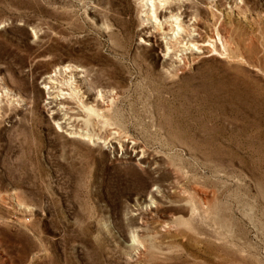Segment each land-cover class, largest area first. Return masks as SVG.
<instances>
[{"label": "rangeland", "instance_id": "374dc122", "mask_svg": "<svg viewBox=\"0 0 264 264\" xmlns=\"http://www.w3.org/2000/svg\"><path fill=\"white\" fill-rule=\"evenodd\" d=\"M180 1L0 0V264H264V0Z\"/></svg>", "mask_w": 264, "mask_h": 264}, {"label": "bare ground", "instance_id": "6f19581e", "mask_svg": "<svg viewBox=\"0 0 264 264\" xmlns=\"http://www.w3.org/2000/svg\"><path fill=\"white\" fill-rule=\"evenodd\" d=\"M181 2L180 0H143V3L144 5L147 7L146 8V11L147 13H149L152 18L154 19V21L157 23V25L153 24L154 27L152 29V31H150L149 35L150 36L149 38H144V42H152L155 40V38H157V35L158 34H164L163 37H166V33L163 31V27H162V22L160 21V17H165V14L162 13V10L165 9V10H169V13H172V10L175 9L173 8V4L175 3H179ZM167 8V9H166ZM164 10V11H165ZM167 18V17H166ZM169 18H173L172 20H174L176 22V24L174 25L175 28H176V32L172 31V33L174 35H178V37L181 39V38H184V36H181L179 35V33L184 29L182 27V24H180L179 22H177V16L174 17V14H170L169 15ZM167 20V19H166ZM165 20V21H166ZM164 21V22H165ZM174 23V22H173ZM172 24V23H171ZM168 25V24H167ZM194 26V25H193ZM185 27V26H184ZM151 29V28H150ZM174 30V29H173ZM171 31V30H170ZM186 31V30H185ZM184 32V30L182 31ZM169 34V33H167ZM171 34V33H170ZM183 34V33H182ZM186 34V33H185ZM160 35V36H162ZM190 36V37H189ZM212 36L213 35H209L208 38L206 40H213L212 39ZM175 37V36H174ZM178 39V38H177ZM186 39V42L185 43H188V46H194L195 48L198 49V51H201V49L205 48L207 50V44L209 45L210 43H205V39L202 38V36L199 34V32H196V33H189L188 34V38H185ZM168 48V47H167ZM70 91L68 92V94L70 95L71 98H76V92L70 88L69 89ZM3 92L5 91H2L0 89V97L3 95ZM84 106V105H83ZM85 107V106H84ZM87 111L89 112H92V113H95L96 114V109L93 107V106H88L85 108ZM133 240H137L135 238V236L133 237Z\"/></svg>", "mask_w": 264, "mask_h": 264}]
</instances>
